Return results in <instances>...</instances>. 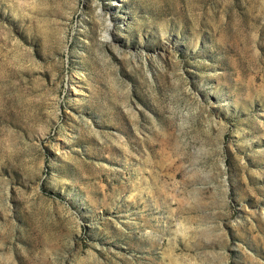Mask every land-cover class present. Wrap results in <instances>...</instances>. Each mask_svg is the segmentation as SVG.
Segmentation results:
<instances>
[{"label":"rangeland","instance_id":"obj_1","mask_svg":"<svg viewBox=\"0 0 264 264\" xmlns=\"http://www.w3.org/2000/svg\"><path fill=\"white\" fill-rule=\"evenodd\" d=\"M0 264H264V0H0Z\"/></svg>","mask_w":264,"mask_h":264}]
</instances>
